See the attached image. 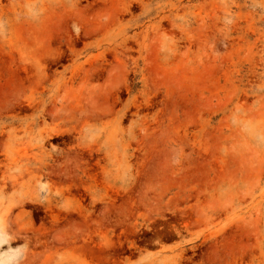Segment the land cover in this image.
<instances>
[{"label":"rangeland","instance_id":"obj_1","mask_svg":"<svg viewBox=\"0 0 264 264\" xmlns=\"http://www.w3.org/2000/svg\"><path fill=\"white\" fill-rule=\"evenodd\" d=\"M0 264H264V0H0Z\"/></svg>","mask_w":264,"mask_h":264},{"label":"bare ground","instance_id":"obj_2","mask_svg":"<svg viewBox=\"0 0 264 264\" xmlns=\"http://www.w3.org/2000/svg\"><path fill=\"white\" fill-rule=\"evenodd\" d=\"M2 229V228H1ZM4 230V229H3ZM3 232V231H2ZM5 233V232H4Z\"/></svg>","mask_w":264,"mask_h":264}]
</instances>
